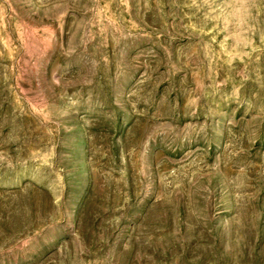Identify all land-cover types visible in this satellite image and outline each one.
<instances>
[{"label":"rangeland","instance_id":"1","mask_svg":"<svg viewBox=\"0 0 264 264\" xmlns=\"http://www.w3.org/2000/svg\"><path fill=\"white\" fill-rule=\"evenodd\" d=\"M0 264H264V0H0Z\"/></svg>","mask_w":264,"mask_h":264}]
</instances>
